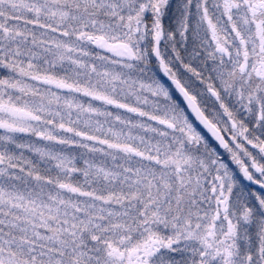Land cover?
I'll return each instance as SVG.
<instances>
[{
  "label": "snow or ice",
  "instance_id": "snow-or-ice-1",
  "mask_svg": "<svg viewBox=\"0 0 264 264\" xmlns=\"http://www.w3.org/2000/svg\"><path fill=\"white\" fill-rule=\"evenodd\" d=\"M0 264H264V0H0Z\"/></svg>",
  "mask_w": 264,
  "mask_h": 264
}]
</instances>
